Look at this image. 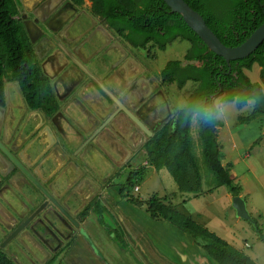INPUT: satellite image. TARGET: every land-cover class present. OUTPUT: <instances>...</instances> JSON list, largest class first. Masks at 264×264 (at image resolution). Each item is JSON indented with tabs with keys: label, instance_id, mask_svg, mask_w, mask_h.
<instances>
[{
	"label": "crops",
	"instance_id": "obj_1",
	"mask_svg": "<svg viewBox=\"0 0 264 264\" xmlns=\"http://www.w3.org/2000/svg\"><path fill=\"white\" fill-rule=\"evenodd\" d=\"M14 1L58 110L49 118L28 110L18 87L5 83L0 141L77 224L0 152V250L14 264H74L72 253L86 254V248L100 264L102 259V264H216L188 234L151 219L120 195L130 173L139 172L131 179V189L139 192L146 169L156 171L143 146L176 112L159 75L162 65L152 67L146 51L117 37L91 13L89 1L79 6L69 0ZM154 49L153 56L165 51ZM178 190L190 195L180 205L192 207L189 201L198 193ZM171 196L162 201L171 203ZM95 200L98 208L85 211ZM178 211L194 220L185 208ZM95 226L109 227L115 241L110 237L98 247ZM156 235L165 240L166 252L155 244Z\"/></svg>",
	"mask_w": 264,
	"mask_h": 264
},
{
	"label": "trees",
	"instance_id": "obj_2",
	"mask_svg": "<svg viewBox=\"0 0 264 264\" xmlns=\"http://www.w3.org/2000/svg\"><path fill=\"white\" fill-rule=\"evenodd\" d=\"M75 5L90 2L91 13L120 39L137 51L150 45L165 50L185 40L189 46L182 60H169L159 75L162 83L181 91L186 82L195 84L187 92L186 102L175 112L174 118L164 122L143 146L148 163L156 170L165 168L180 190L197 193L200 174L192 152L191 122L195 118L202 155L207 170L218 186H225L229 193L238 195L240 185L222 165L224 154L217 140L216 129L221 121L202 123L195 114L189 116L190 103H212L214 98L233 102L236 109L244 106L243 96L255 98L256 106L249 114L238 116L240 124L251 122L264 115V42L248 57L231 61L209 51L199 37L184 23L177 13H170L162 0H69ZM197 11L218 39L229 47L241 44L263 21L264 0H184ZM19 8L14 0H0V107L5 106L4 85L15 82L27 108L41 110L49 118L58 110L49 80L42 75L35 60L29 36L17 19ZM253 64L260 67V82H251L243 70ZM239 101V102H237ZM139 172L130 173L120 189V195L129 203L143 207L153 220H164L188 234L218 264H252L248 257L214 232L203 227L189 216L174 209L155 196L139 201L127 190L135 182L131 179ZM196 188L190 184V179ZM98 208L97 201L85 207ZM83 211V213L85 212ZM257 232L260 233L259 230ZM261 239L264 238L261 237ZM0 264H14L0 250Z\"/></svg>",
	"mask_w": 264,
	"mask_h": 264
},
{
	"label": "rangeland",
	"instance_id": "obj_3",
	"mask_svg": "<svg viewBox=\"0 0 264 264\" xmlns=\"http://www.w3.org/2000/svg\"><path fill=\"white\" fill-rule=\"evenodd\" d=\"M148 46L145 49L146 57L152 62V67L157 69L161 65L164 67L163 65L168 60H182L188 47V42L182 40L176 45H168L163 53H155V56H153V52H155L154 48L156 47ZM259 71L260 67L257 64H253L250 70H243L251 82L258 83L260 82ZM194 86L193 82L188 81L177 94L174 93L175 91L177 92L174 86H166L167 101L172 103H170L172 111H176L185 104L187 92ZM216 100H219V98H214L213 102ZM251 108L243 107L238 110L233 102H228V107L225 109L226 116L221 121L222 125L216 129L217 140L221 143L224 154L222 165L233 175L234 181L240 185V191L237 196L244 200L250 220L241 219L236 215L231 203L234 195L229 193L227 187L218 186L212 173L207 170L203 160L202 146L195 118L191 122L190 136L192 139V152L195 155L200 174V185L195 190L198 195L189 201L192 207L185 206L184 208L187 212H191L194 220L198 221H196L197 223L243 252L250 263L264 264V241L261 239V237L264 238V115H259L251 122L245 124H240L237 121L238 116L249 114ZM171 113L175 115V112ZM138 184L140 185L139 192L131 188L129 191L139 201H146L152 196L162 201V198L164 199L171 194L175 195L171 196V203L174 206L179 204L176 208L180 211L184 208L180 205L182 201L179 200L190 196L178 190L179 186L165 168L155 171L148 167L144 177ZM190 184L193 188H196L192 177ZM171 203L169 204L171 205ZM144 212L146 213L145 210ZM108 228L104 226L102 229H97V226H95L96 238L93 235L94 239L92 240L96 242L98 247H100V244L103 246V241H109L111 236H109L110 232L108 233L107 231ZM111 238L115 241L113 237ZM153 240L161 251L166 252L165 240H160V235H156ZM79 253L76 251L71 255L70 259H72L71 262L74 264H100L93 250L86 248V254L77 256Z\"/></svg>",
	"mask_w": 264,
	"mask_h": 264
},
{
	"label": "water",
	"instance_id": "obj_4",
	"mask_svg": "<svg viewBox=\"0 0 264 264\" xmlns=\"http://www.w3.org/2000/svg\"><path fill=\"white\" fill-rule=\"evenodd\" d=\"M170 9V13H177L181 16L184 23L199 37L206 45L209 51L215 55L222 57L229 65L231 61H237L248 57L264 42V21L239 45L234 47L225 46L218 37L207 26L203 17L193 10L184 0H162ZM131 119L142 129L147 135H151L149 131L134 117ZM0 152L21 172L29 181H31L73 225L76 221L65 210V208L56 201L43 185L30 173V171L13 155L6 146L0 141ZM232 207L236 215L241 219L250 220V216L245 207V202L240 196H234L231 199ZM30 219L21 223L6 239L9 241L15 237L27 224ZM3 245L1 244L0 247Z\"/></svg>",
	"mask_w": 264,
	"mask_h": 264
},
{
	"label": "clouds",
	"instance_id": "obj_5",
	"mask_svg": "<svg viewBox=\"0 0 264 264\" xmlns=\"http://www.w3.org/2000/svg\"><path fill=\"white\" fill-rule=\"evenodd\" d=\"M244 100L243 106L245 108L255 107L256 102L255 98L243 96L241 97ZM239 102V101H237ZM228 107V102L225 100H216L212 103H197L193 102L187 106L189 116L195 114L199 117L202 123H214L216 121H222L226 112L225 109Z\"/></svg>",
	"mask_w": 264,
	"mask_h": 264
},
{
	"label": "flooded vegetation",
	"instance_id": "obj_6",
	"mask_svg": "<svg viewBox=\"0 0 264 264\" xmlns=\"http://www.w3.org/2000/svg\"><path fill=\"white\" fill-rule=\"evenodd\" d=\"M19 17L17 16V19H18ZM6 83H13V84H15L17 87H18V85L15 83V82H6ZM5 86V85H4ZM4 89H5V87H4ZM18 89H19V87H18ZM20 91V90H19ZM53 92V91H52ZM20 93H21V91H20ZM22 95V94H21ZM54 95V94H53ZM4 98H5V90H4ZM22 98H23V96H22ZM23 100H24V98H23ZM56 100V99H55ZM6 103V102H5ZM24 103H25V101H24ZM25 106H26V104H25ZM26 108H27V106H26ZM28 110H30L29 108H27ZM30 111H38V112H42L41 110H30ZM43 114V113H42ZM44 115V114H43ZM45 116V115H44ZM46 118V117H45ZM14 166V165H13ZM17 169V168H16ZM18 170V169H17Z\"/></svg>",
	"mask_w": 264,
	"mask_h": 264
},
{
	"label": "built area",
	"instance_id": "obj_7",
	"mask_svg": "<svg viewBox=\"0 0 264 264\" xmlns=\"http://www.w3.org/2000/svg\"><path fill=\"white\" fill-rule=\"evenodd\" d=\"M134 190H135V191H137V190H138V187H137V186H135V187H134Z\"/></svg>",
	"mask_w": 264,
	"mask_h": 264
},
{
	"label": "bare ground",
	"instance_id": "obj_8",
	"mask_svg": "<svg viewBox=\"0 0 264 264\" xmlns=\"http://www.w3.org/2000/svg\"><path fill=\"white\" fill-rule=\"evenodd\" d=\"M12 91V90H11ZM14 95V94H13ZM16 99H17V97H16ZM13 101V100H12Z\"/></svg>",
	"mask_w": 264,
	"mask_h": 264
}]
</instances>
